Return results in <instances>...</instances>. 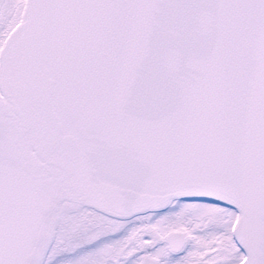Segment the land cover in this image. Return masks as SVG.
<instances>
[{"label":"snow or ice","instance_id":"snow-or-ice-1","mask_svg":"<svg viewBox=\"0 0 264 264\" xmlns=\"http://www.w3.org/2000/svg\"><path fill=\"white\" fill-rule=\"evenodd\" d=\"M0 264H264V0H0Z\"/></svg>","mask_w":264,"mask_h":264}]
</instances>
